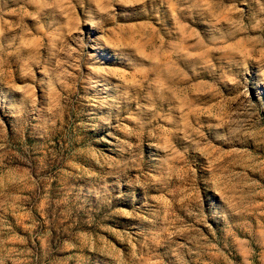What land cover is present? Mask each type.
I'll use <instances>...</instances> for the list:
<instances>
[{"label":"rangeland","instance_id":"rangeland-1","mask_svg":"<svg viewBox=\"0 0 264 264\" xmlns=\"http://www.w3.org/2000/svg\"><path fill=\"white\" fill-rule=\"evenodd\" d=\"M0 264H264V0H0Z\"/></svg>","mask_w":264,"mask_h":264}]
</instances>
